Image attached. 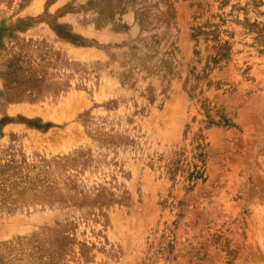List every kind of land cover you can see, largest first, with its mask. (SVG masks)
<instances>
[{"label":"rangeland","instance_id":"rangeland-1","mask_svg":"<svg viewBox=\"0 0 264 264\" xmlns=\"http://www.w3.org/2000/svg\"><path fill=\"white\" fill-rule=\"evenodd\" d=\"M0 264H264V0H0Z\"/></svg>","mask_w":264,"mask_h":264}]
</instances>
